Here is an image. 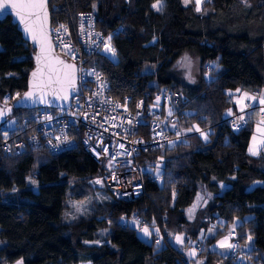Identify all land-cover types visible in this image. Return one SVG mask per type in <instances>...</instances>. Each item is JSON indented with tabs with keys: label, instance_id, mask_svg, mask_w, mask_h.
Listing matches in <instances>:
<instances>
[{
	"label": "trees",
	"instance_id": "16d2710c",
	"mask_svg": "<svg viewBox=\"0 0 264 264\" xmlns=\"http://www.w3.org/2000/svg\"><path fill=\"white\" fill-rule=\"evenodd\" d=\"M159 2L160 11L153 8L157 0H50L49 7L52 25L93 13L96 28L111 37L117 61L92 55L88 64L107 76L113 98H129L131 108L142 99L150 106L161 89L178 90L182 98L173 108L178 128L186 131L195 123L210 141L188 137L144 154L140 160L152 162L165 153L161 181L144 171L145 193L133 201H117L104 187L109 200L92 214L71 219L69 203L96 194L90 181L104 173L102 167L82 148L59 155L39 149L7 156L1 126L0 264H188L166 233L168 227L187 230V210L202 186L213 196L210 215L226 226L240 219L234 242L244 247L243 237L247 241L251 235L248 259H264V156L248 155L260 111H253L239 130L220 124L229 110L238 111L230 92H264V0H209L202 11L183 0ZM32 53L10 18L0 22V106L26 91ZM188 57L199 63L195 85L185 82L180 69ZM31 111L15 110L10 120ZM197 216L194 222L205 228L202 210ZM132 219L164 229L161 245L156 238L142 240L129 224ZM204 259V264H237L234 256L219 263Z\"/></svg>",
	"mask_w": 264,
	"mask_h": 264
},
{
	"label": "built area",
	"instance_id": "2783aa9c",
	"mask_svg": "<svg viewBox=\"0 0 264 264\" xmlns=\"http://www.w3.org/2000/svg\"><path fill=\"white\" fill-rule=\"evenodd\" d=\"M51 34L56 51L77 65L79 94L70 109L32 110L21 119H13L14 128L8 121L1 128L4 154L21 156L30 150L44 149L59 155L82 148L102 167L104 173L94 179L115 200L140 198L145 193L141 179L144 170L136 167L140 158L150 151L185 142L189 137L178 128V118L173 115V108L182 98L181 92L165 87L154 95L152 105L142 99L133 108L129 106V98H113L107 76L88 64L89 56L112 54L105 50L106 43L115 50L108 37L96 28L93 13L59 21L52 25ZM242 109L231 112L220 124L227 122L235 130L242 129L256 109L260 111L258 121L264 124V104L246 102ZM17 132L25 136L14 137ZM155 242L160 244V239L156 238ZM235 246L233 255L237 257L240 247L238 243Z\"/></svg>",
	"mask_w": 264,
	"mask_h": 264
},
{
	"label": "rangeland",
	"instance_id": "374dc122",
	"mask_svg": "<svg viewBox=\"0 0 264 264\" xmlns=\"http://www.w3.org/2000/svg\"><path fill=\"white\" fill-rule=\"evenodd\" d=\"M208 1L209 0H183V4L184 5L195 4L196 7L197 8L199 7V10L202 11L203 6ZM160 4L163 6V2H160ZM109 58L112 59L113 61H117L116 55L114 56L110 55ZM212 67H213V64H211L208 68L209 69L208 70L209 74L207 76L208 79H210L209 76H211L210 73H211ZM180 69L182 71L185 82H191L192 84L195 85L197 82L196 80H197V72L199 69V63L196 60L188 57L183 60ZM244 93H247L249 96H252L250 92H246V91L242 92L241 90L239 91L236 90L233 92L234 94L233 101L236 105H238V111L242 109L243 105L246 102L250 101V103L252 104L256 102V99L249 100V99L244 98L243 96ZM20 97L21 96H19V93H15L11 95L12 100H15ZM237 99L240 100V103L236 102ZM8 125L11 128H14L15 121L13 119L9 120ZM196 128H198V126L197 124L194 123V125L192 126L190 125L189 129L185 131V133L189 135V139H192V137L196 136V137H199L203 143L209 142L211 139L210 135H207L206 132H203V131H200V132L196 131ZM201 132L207 135V139H205L204 136L201 135ZM193 139L195 140V138ZM249 149H253L256 154L255 155L252 154V152H250ZM249 149H248V155L251 158L259 159L261 155L264 156V124L259 121L255 122L254 124L253 135H252V139L249 145ZM163 154L159 155L157 159L152 162L148 160H145V161L139 160L136 167L142 168L145 172H151V174L154 177H158L159 181H161L160 175H161V171L163 168V160H164ZM96 181L97 180L95 179H92L90 181V185L96 191V194L94 196L87 198V199L74 200L69 203L70 204V214L69 215L71 219L90 215L94 212L98 204L105 202L106 200H109V194H107L104 191L103 184L97 183ZM225 188H226L225 185H221V189H225ZM211 203H213V196L210 195L206 191V188L202 186L199 194L197 195L196 201L194 202L192 207H190L187 210V216H188L189 221L191 222L190 226L187 227V230H185L184 232L174 231L173 229H170L169 227H168V231L165 230L167 231L166 237L171 241L173 245H175L176 248L180 249L185 254L188 264H204V262H206L204 257L206 259L207 257H210L219 263L220 261H223V258L226 259L229 256H234L233 255L234 248H231V249L221 248L219 246V242L227 238L228 243L235 245V242L233 240V233L235 232L236 226H238L241 223V220L235 219L231 225L226 226V222L223 219L214 218L210 215L208 207H210ZM199 210H202V213L205 216V219L202 222V223H205L206 225L205 228L203 227L199 228L200 223L194 222L195 218L198 217L197 213L199 212ZM250 218L251 217H248L245 220H249ZM129 224L130 226L134 227L137 230L138 236L144 241L151 242L152 238H160V240H162L161 233L164 231V229L162 232H159V229L156 226H149L147 222H141L140 220H137V219H132L131 221H129ZM144 227H147L149 229V231L151 232V236L144 235L142 231ZM209 229H212L215 234L214 235L211 234L209 232ZM156 230H158V233ZM196 231H197V236L194 239L193 236ZM218 232H222V234L219 235ZM192 233H193V236L191 235ZM229 233H231L230 237H229ZM177 236L182 237V241H183L182 243H178L176 241L175 238ZM214 238H216L215 242L212 245H210L211 240ZM243 239L245 242V246L241 247L239 245L240 251L236 253V255H238L237 257H235L236 263L240 264V261H241V264H264V259H258L256 261V258H255L254 260L256 261V263L248 259L249 250H251V247L253 245V239H251V241H249L248 239L247 241H245L244 237ZM209 251H213V252H209ZM193 252L195 253V255H190V253H193ZM199 253H202L201 257H199L198 255ZM15 264H23V262L18 261ZM83 264H91V263H83Z\"/></svg>",
	"mask_w": 264,
	"mask_h": 264
},
{
	"label": "water",
	"instance_id": "95a60500",
	"mask_svg": "<svg viewBox=\"0 0 264 264\" xmlns=\"http://www.w3.org/2000/svg\"><path fill=\"white\" fill-rule=\"evenodd\" d=\"M49 2L50 0H45L46 18L42 14L41 19L36 22L38 40L43 42L45 48L43 55L41 54V43L33 41L31 35L24 32V26L20 23L15 11L7 8L0 12V22L10 18L23 40L30 45L33 51V68L28 75L27 89L12 104L0 106V109L10 110L5 111L0 117V127L13 117L15 110L70 109L74 98L79 94L77 65L60 55L52 40ZM37 57H40L39 61ZM34 72L37 73L35 77H33ZM29 92L33 95L26 99V94ZM41 97H43V102H41Z\"/></svg>",
	"mask_w": 264,
	"mask_h": 264
},
{
	"label": "snow or ice",
	"instance_id": "6c2138e0",
	"mask_svg": "<svg viewBox=\"0 0 264 264\" xmlns=\"http://www.w3.org/2000/svg\"><path fill=\"white\" fill-rule=\"evenodd\" d=\"M162 5L160 4L159 0H157L156 4H153V8H155L157 11L161 10ZM7 8H11L12 10L15 11L16 16L19 18L20 23L24 26V32L26 34L31 35L33 41H37L41 43V54L43 55L45 52V48H44V44L42 41L38 40V36H37V32H36V22L39 21L41 19V15L43 14V16L46 18L47 16V12H46V3L45 0H2V2H0V12H2L3 10H6ZM197 10H199V7L197 8ZM60 27H64L63 25H61ZM111 37L108 38V41L110 42ZM105 50L108 52H111L112 55H115V50L113 48L110 47L109 43L105 44ZM38 61L40 59V57H37ZM37 75L36 72L33 73V77H35ZM239 91V90H237ZM32 93L29 92L26 94V99L31 98L32 97ZM233 93H229V96H233ZM244 98L249 99V100H253L256 99V97L253 96H249L247 93L243 94ZM41 102H43V97H41ZM237 103H240V100L237 99L236 101ZM259 102L261 104H264V94H262L259 97ZM119 106V105H118ZM243 109H241L242 111ZM5 111H10L8 109H0V117H2L4 115ZM171 114V113H170ZM229 115H231V110H229ZM48 119H51L50 117ZM242 119V117H241ZM196 131H200L199 128H196ZM201 135L204 136L205 139H207V135L204 134L203 132H201ZM250 152H252V154H256L255 151L253 149H249ZM97 183H99L100 181H96ZM135 223V222H134ZM143 233L145 236H151V232L149 231V229L147 227H144L142 229ZM158 233V230H156ZM209 232L211 234H215L213 232L212 229H209ZM231 236V233H229V237ZM176 241L178 243H182V237L177 236ZM247 239L249 241H251L252 237L249 235L247 237ZM219 246L221 248H234L236 247L233 244L228 243L227 238L225 240H221L219 242ZM190 255H195V253H190Z\"/></svg>",
	"mask_w": 264,
	"mask_h": 264
},
{
	"label": "crops",
	"instance_id": "0c3cea01",
	"mask_svg": "<svg viewBox=\"0 0 264 264\" xmlns=\"http://www.w3.org/2000/svg\"><path fill=\"white\" fill-rule=\"evenodd\" d=\"M243 92V91H242ZM262 94H264V92H259V93H251V95L253 96V97H256V102L255 103H253V105H263V104H261L260 102H259V97L262 95ZM231 101L234 103V101H233V97H232V99H231ZM250 102V101H249ZM235 104V103H234ZM244 106V105H243ZM235 107H237L238 108V105H236L235 104ZM241 107V106H240ZM243 108V107H242Z\"/></svg>",
	"mask_w": 264,
	"mask_h": 264
}]
</instances>
